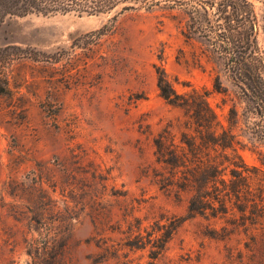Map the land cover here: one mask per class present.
I'll use <instances>...</instances> for the list:
<instances>
[{
	"label": "rangeland",
	"instance_id": "obj_1",
	"mask_svg": "<svg viewBox=\"0 0 264 264\" xmlns=\"http://www.w3.org/2000/svg\"><path fill=\"white\" fill-rule=\"evenodd\" d=\"M250 1L264 48V5ZM187 19L181 10L154 8L33 12L0 24V46L22 52L6 65L11 91L0 93V264H33L27 241L65 243L62 255L48 250L36 264H149L146 250L127 245L135 218L145 236L154 220L187 208L186 194L176 199L154 180L153 137L180 114L159 95L157 66L177 92L188 85L211 92L224 126L233 106L232 130L244 145L238 151L260 165L244 132L239 89L206 40L182 34ZM216 75L224 93L213 89ZM223 225L184 220L155 264H264L260 233L208 235Z\"/></svg>",
	"mask_w": 264,
	"mask_h": 264
},
{
	"label": "trees",
	"instance_id": "obj_2",
	"mask_svg": "<svg viewBox=\"0 0 264 264\" xmlns=\"http://www.w3.org/2000/svg\"><path fill=\"white\" fill-rule=\"evenodd\" d=\"M264 5V0H259ZM162 8L181 10L188 17L182 34L206 40L221 56L225 73L239 89L244 104L241 117L250 144L249 150L260 165L247 164L238 151L244 146L232 130L237 123V110L229 108L228 125L224 126L208 101L211 92L190 87L177 92L164 69L156 67L159 95L180 111L153 137L154 180L167 194L176 199L187 195L186 214L160 216L154 226L142 234V219L136 217V230L129 240L130 249L146 250L149 264L165 251L181 223L201 217L208 221L222 219L220 231L211 228L208 235L216 239L233 234H256L264 237V48L258 42L259 25L250 0H0V24L8 17L28 13L75 12L103 14ZM264 31V26H262ZM22 55L16 45L0 46V93L10 92L6 65ZM213 89L224 93L220 78L215 76ZM164 219V223H160ZM254 232V233H252ZM254 234V235H252ZM28 253L39 256L51 250L63 254L65 243L42 247L27 241ZM247 247V245H246ZM109 257L111 247L102 248Z\"/></svg>",
	"mask_w": 264,
	"mask_h": 264
}]
</instances>
